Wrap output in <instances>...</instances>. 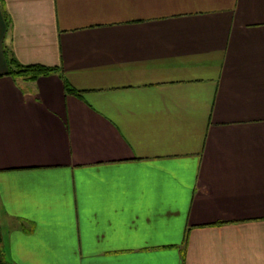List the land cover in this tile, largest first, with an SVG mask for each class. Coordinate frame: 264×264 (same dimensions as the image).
Returning <instances> with one entry per match:
<instances>
[{
    "label": "crops",
    "instance_id": "0c3cea01",
    "mask_svg": "<svg viewBox=\"0 0 264 264\" xmlns=\"http://www.w3.org/2000/svg\"><path fill=\"white\" fill-rule=\"evenodd\" d=\"M0 227L12 264H264V0H0Z\"/></svg>",
    "mask_w": 264,
    "mask_h": 264
},
{
    "label": "trees",
    "instance_id": "16d2710c",
    "mask_svg": "<svg viewBox=\"0 0 264 264\" xmlns=\"http://www.w3.org/2000/svg\"><path fill=\"white\" fill-rule=\"evenodd\" d=\"M8 63L10 65V74H15L18 76L25 77L28 80H36L41 76L52 74L53 72H56L55 69L46 68V67H40V66H20L19 64L14 61V59L7 57ZM17 68V70H14L13 68ZM67 90L71 94L81 95L80 92H77L75 89L68 87ZM3 235H2V229L0 227V264H12L8 260H6L4 253H3Z\"/></svg>",
    "mask_w": 264,
    "mask_h": 264
}]
</instances>
